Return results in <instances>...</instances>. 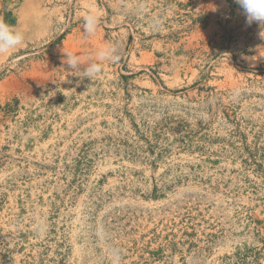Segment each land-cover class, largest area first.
<instances>
[{"label": "rangeland", "instance_id": "374dc122", "mask_svg": "<svg viewBox=\"0 0 264 264\" xmlns=\"http://www.w3.org/2000/svg\"><path fill=\"white\" fill-rule=\"evenodd\" d=\"M0 19L25 34L0 55V264H264V27L235 0H0ZM106 44L118 61L70 74L64 53Z\"/></svg>", "mask_w": 264, "mask_h": 264}, {"label": "clouds", "instance_id": "9594fccd", "mask_svg": "<svg viewBox=\"0 0 264 264\" xmlns=\"http://www.w3.org/2000/svg\"><path fill=\"white\" fill-rule=\"evenodd\" d=\"M246 16L247 22L259 23L264 27V0H235ZM154 27L159 26V21H156ZM97 28V18L89 16L85 19L84 31L89 37L95 35ZM25 42V34L17 28L9 25L6 21L0 19V55L7 54L18 49ZM66 58V66L73 70L70 74L91 80L92 77L99 74L103 70L104 61L116 62L120 59L119 48L115 44H106L100 48L97 53V61L86 66L81 64L79 57L72 53H64ZM42 228L43 225H40ZM112 264H120V253L118 249H112L110 252Z\"/></svg>", "mask_w": 264, "mask_h": 264}]
</instances>
